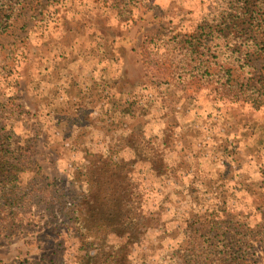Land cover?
<instances>
[{
  "label": "rangeland",
  "instance_id": "1",
  "mask_svg": "<svg viewBox=\"0 0 264 264\" xmlns=\"http://www.w3.org/2000/svg\"><path fill=\"white\" fill-rule=\"evenodd\" d=\"M48 2L24 0L11 28L0 33L6 63L0 108L6 120L16 114L12 123L36 147L30 160L66 194L68 206L78 205L91 185L92 155L128 164L150 192L146 210L159 216L128 253V264H173L188 213L216 206L244 218L264 203V113L196 79L180 84V58L167 43L193 33L215 0H130L123 14L112 8L114 0ZM253 59L255 80L264 81V51ZM135 131L155 145L167 142L168 175L136 158L129 146ZM48 213L34 207L21 214L31 224L0 240V261L60 264L54 261L64 246L49 237ZM76 241L62 264H78ZM254 244L261 264L264 253Z\"/></svg>",
  "mask_w": 264,
  "mask_h": 264
},
{
  "label": "trees",
  "instance_id": "2",
  "mask_svg": "<svg viewBox=\"0 0 264 264\" xmlns=\"http://www.w3.org/2000/svg\"><path fill=\"white\" fill-rule=\"evenodd\" d=\"M56 1L49 0L48 4ZM129 1L114 0L112 8L123 14L129 9ZM21 2L24 0H0V33L11 28ZM167 43L180 58L175 63L180 84L196 79L211 86L220 97L264 113V81L255 80L253 59L254 51H264V0H215L214 9L193 33H177ZM11 55L12 50L6 59L11 60ZM5 65L0 48V74L5 72ZM5 110L0 108V240L31 224H25L21 214L42 207L49 212V237L64 246L62 259L54 262L62 264L69 242L77 240L78 264H128L132 247L159 222V216L146 210L150 192L147 195L130 175L128 164L92 155L91 185L78 205L68 206L66 194L49 183L30 160L36 147L26 143L12 123L16 114L6 120ZM139 134L135 131L129 138L136 158L157 174L168 175L167 142L155 145ZM262 174L259 189L264 192V170ZM181 225L185 236L171 253L173 264H255L254 241L264 253V203L257 204L244 218L216 206L194 211L181 220Z\"/></svg>",
  "mask_w": 264,
  "mask_h": 264
}]
</instances>
